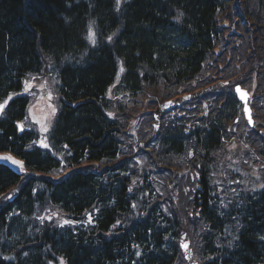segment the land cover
Returning a JSON list of instances; mask_svg holds the SVG:
<instances>
[{
  "label": "trees",
  "instance_id": "obj_1",
  "mask_svg": "<svg viewBox=\"0 0 264 264\" xmlns=\"http://www.w3.org/2000/svg\"><path fill=\"white\" fill-rule=\"evenodd\" d=\"M259 24L264 0H0V103L27 77L47 75L59 109L48 151L18 133L27 98L0 114V152L34 174L0 165V264H175L181 233L198 264H264V49L248 48L264 33ZM119 75L124 98L107 99ZM233 77L249 87L256 80L250 131L234 124ZM192 93L190 118L160 108ZM138 112L157 162L190 169L195 194L183 192L188 176L159 189L137 174L127 128ZM61 164L71 172L53 180Z\"/></svg>",
  "mask_w": 264,
  "mask_h": 264
},
{
  "label": "rangeland",
  "instance_id": "obj_2",
  "mask_svg": "<svg viewBox=\"0 0 264 264\" xmlns=\"http://www.w3.org/2000/svg\"><path fill=\"white\" fill-rule=\"evenodd\" d=\"M237 5V4H236ZM241 4H238L236 7H237V9L239 10L240 8H241V6H240ZM251 8V10H253L254 9V6H251L250 7ZM241 21H244V19L242 18V20ZM242 24H243V22H241V23H239V25H241L242 26ZM246 25V24H245ZM260 26H261V28H263L264 29V26L262 25V24H259ZM247 26V25H246ZM243 27H244V25H243ZM248 27H250V26H248ZM263 29H261V30H263ZM228 34V33H227ZM233 36H235V37H233ZM232 37H229V39H233L235 42H238V38H237V36L238 35H233ZM240 36H244L242 33L240 34ZM264 36V33H263V35H262V33H261V36H259V39H256L258 42H247V43H250L249 44V46H248V48L249 47H254V48H257V46L258 45H262L263 46V48L262 49H264V41L262 40L263 37ZM245 37V36H244ZM244 37H243V44H244ZM254 38V37H253ZM246 43V44H247ZM237 44V43H236ZM236 46H238V45H236ZM251 51H252V49H251ZM246 53V50H241V52H239V55L242 57L244 54ZM235 71V73L237 72V70H234ZM241 74H243V72H240V73H238L237 75H236V78L238 79V78H240V77H243ZM208 75V79H211V81H214V83H216V82H220V80H218V78H216L215 76H210L209 74H207ZM235 77H233V78H230L227 82L229 83L230 81L232 82V83H237L236 82V79ZM242 80H244V79H242ZM208 83L210 84V82L209 81H207V85H208ZM30 84H31V88L35 85V83L34 82H30ZM40 83H38V85H39ZM30 88V89H31ZM246 89H250V87H245ZM216 91H224L225 93V95L227 94V89H226V87H224V86H222L221 87V85L219 86V87H217V89H215ZM252 91H253V89H251V90H249V92H250V94L252 93ZM209 92L207 91V94H208ZM49 95L50 94H48L47 96H46V98H47V103L49 104V105H52V107H54V105L53 104H56V101H55V98H54V100H51V99H49ZM224 95V96H225ZM33 96H35V94H33ZM37 97H36V99L35 100H37V101H39L37 104H35L34 106H32V108L29 110V114H30V116L32 117V118H40V119H45L46 117H49L50 116V114L46 111V102H45V100L42 98V94H38V95H36ZM222 96H223V94H222ZM224 98V97H223ZM223 98H222V101H223ZM215 101L216 102H218L219 101V98H216L215 99ZM49 109H51L50 107H49ZM131 121H133V119L131 118L130 119V122ZM135 127H136V125H135V121H133L131 124H130V133H133L134 131H135ZM141 131H143V130H141ZM140 131V132H141ZM140 132L138 131V134L137 135H135V136H133V140H132V143H134L135 144V155H137V154H139L140 152V147H137V145H139L141 142H140V139H142V141L144 142V143H146V145L148 144V145H150L151 147L153 146V143H152V141H153V135H152V133H149L147 130H145V132H144V135H143V137L141 138L140 136H139V134H140ZM148 133V135L145 137V135ZM148 148V151H149V156H153V152H152V150H151V148H149V147H147ZM143 149V148H142ZM144 150H147L146 148H144ZM6 156H11V155H7V154H0V163H4V164H6V163H9L10 165V167H12L13 169H19V167L18 166H16V165H14L11 161H9V160H5V159H3V157H6ZM12 157V156H11ZM13 158V157H12ZM126 158V157H125ZM14 160H16L15 158H13ZM128 159H130V157L128 158ZM133 159H131V161H132ZM153 159H148L147 160V164L148 165H150L149 166V168H147V169H143V170H139L138 171V173L137 174H142V173H144V172H147V171H156L157 173H160L158 170H156V169H159V170H161V169H167V170H170V172L172 173V171H174V170H171L170 168H166V167H164V166H160V165H157V164H155V166L153 167L152 166V163L151 162H153L152 161ZM18 161V160H17ZM8 165V164H7ZM132 167V166H131ZM171 173H165V172H162V173H160V176H156V178H157V181H158V183H159V186H166V188H168L169 187V185H168V183H167V181H165L167 178H168V180H170L169 179V177H173V174H171ZM168 176V177H167ZM135 179H137L138 180V178H137V176H136V178Z\"/></svg>",
  "mask_w": 264,
  "mask_h": 264
},
{
  "label": "snow or ice",
  "instance_id": "obj_3",
  "mask_svg": "<svg viewBox=\"0 0 264 264\" xmlns=\"http://www.w3.org/2000/svg\"><path fill=\"white\" fill-rule=\"evenodd\" d=\"M119 2L120 0H117V6H119ZM117 10H118V7H117ZM90 34L92 35V37L94 38V33H91V29H90ZM115 35V34H114ZM109 40H111V37H109ZM94 42V40H93ZM31 88V84L30 82L26 81L25 82V91H28L29 89ZM237 91H239V89H237ZM243 93H241V96L243 97ZM12 97L9 96L3 103H0V114L3 113V110L5 108V106L7 105L8 103V100H11ZM49 99H51V96L49 95ZM49 107L51 108V114L52 115H55V112H56V109L54 107H52V105H49ZM38 122V121H37ZM18 127H20L21 130H23V125H18ZM43 131L47 132L48 129L47 127H45L44 125L41 126ZM35 143V142H34ZM40 146L43 147V148H49V145L45 142V141H40ZM3 159L5 160H9L11 161L14 165L18 166L19 168H21V170L23 169V163L21 161H17V160H14L11 156H6V157H3ZM261 187H264V185H261ZM129 191H131V189H129ZM65 223H70L69 221H65ZM183 248L187 251L188 249V245L187 244H184L182 245ZM190 258V256L188 257ZM61 264H63V261L61 262Z\"/></svg>",
  "mask_w": 264,
  "mask_h": 264
},
{
  "label": "water",
  "instance_id": "obj_4",
  "mask_svg": "<svg viewBox=\"0 0 264 264\" xmlns=\"http://www.w3.org/2000/svg\"><path fill=\"white\" fill-rule=\"evenodd\" d=\"M237 89H239V91H237ZM234 91H235L238 101L244 105V113H245L246 119L249 121L250 125H252V121L250 117L251 112H250L249 107L247 106L248 94L245 91L241 90L240 87H236ZM241 93L244 94L243 97L241 96Z\"/></svg>",
  "mask_w": 264,
  "mask_h": 264
},
{
  "label": "bare ground",
  "instance_id": "obj_5",
  "mask_svg": "<svg viewBox=\"0 0 264 264\" xmlns=\"http://www.w3.org/2000/svg\"><path fill=\"white\" fill-rule=\"evenodd\" d=\"M55 117H56V115L54 116L53 121H54ZM53 121L50 122V124H49V129L52 128V126H53Z\"/></svg>",
  "mask_w": 264,
  "mask_h": 264
}]
</instances>
